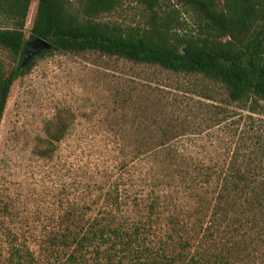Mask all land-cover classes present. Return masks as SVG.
<instances>
[{
    "label": "rangeland",
    "instance_id": "obj_1",
    "mask_svg": "<svg viewBox=\"0 0 264 264\" xmlns=\"http://www.w3.org/2000/svg\"><path fill=\"white\" fill-rule=\"evenodd\" d=\"M37 5L33 0L29 8L26 44L32 42ZM69 8L78 17L83 3L70 0ZM158 14L159 23L177 16L173 27L180 34L197 29L194 13L176 0H162ZM150 20L143 5L124 0L98 22L137 31L151 28ZM8 24L0 13V27ZM0 61L5 73L18 65L2 48ZM61 122L67 130L57 151L40 156L47 130ZM168 148L179 157L173 169L186 172L188 182L194 172L221 174L231 167L256 171L264 182V101L234 103L221 85L201 76L96 52L37 59L14 85L0 122V264H9L11 235L27 238L44 264L40 240L60 229L63 214L77 208L89 218L95 214L89 205L101 196L103 201V192L117 185L123 194L133 192L150 178L136 158L164 157ZM189 198L180 195L182 203Z\"/></svg>",
    "mask_w": 264,
    "mask_h": 264
},
{
    "label": "trees",
    "instance_id": "obj_2",
    "mask_svg": "<svg viewBox=\"0 0 264 264\" xmlns=\"http://www.w3.org/2000/svg\"><path fill=\"white\" fill-rule=\"evenodd\" d=\"M32 1L0 0V13L10 21L0 27V48L18 63L5 73L0 61V122L16 82L37 59L56 53L96 52L201 76L221 85L231 102L264 101V0H176L196 16L197 29L189 34L174 29V14L159 23L162 0H127L151 12V28L137 31L98 22L124 0H81L78 17L70 12V0H38L30 40H44L53 49L22 67ZM52 128L39 153L44 158L53 157L67 130L63 122ZM136 159L150 178L133 192L123 194L119 185L103 192V201L101 196L89 205L95 213L89 218L77 208L63 214L60 229L40 240L44 264H264V182L256 171L205 169L188 182L186 172L173 169L179 157L169 148L164 157ZM188 193L182 203L180 195ZM127 208L139 219L127 216ZM28 241L11 235L9 264H40Z\"/></svg>",
    "mask_w": 264,
    "mask_h": 264
},
{
    "label": "water",
    "instance_id": "obj_3",
    "mask_svg": "<svg viewBox=\"0 0 264 264\" xmlns=\"http://www.w3.org/2000/svg\"><path fill=\"white\" fill-rule=\"evenodd\" d=\"M52 49L53 47L51 44L41 39H36L26 44L23 53L22 67H27L40 53L50 51Z\"/></svg>",
    "mask_w": 264,
    "mask_h": 264
}]
</instances>
